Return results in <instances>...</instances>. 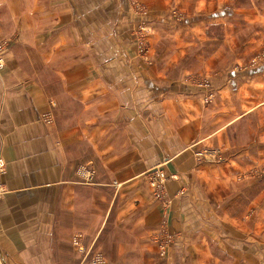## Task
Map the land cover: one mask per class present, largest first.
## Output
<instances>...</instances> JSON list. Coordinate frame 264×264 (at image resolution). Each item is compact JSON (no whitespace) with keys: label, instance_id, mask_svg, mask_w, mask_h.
Wrapping results in <instances>:
<instances>
[{"label":"crops","instance_id":"0c3cea01","mask_svg":"<svg viewBox=\"0 0 264 264\" xmlns=\"http://www.w3.org/2000/svg\"><path fill=\"white\" fill-rule=\"evenodd\" d=\"M115 12L117 0H0V39L20 32L17 61L0 69V264H87L86 249L102 253L105 264H151L127 261L138 253L144 259L162 223L145 177L160 166L176 176L168 184L177 198L171 223L183 238L174 245L209 252L208 264H218L214 252L229 240L198 227L192 207L203 191L214 205L215 185L226 186L222 195L238 199L244 221L247 202L258 204L253 215L263 212L264 75L225 71L208 91L171 82L165 68L129 66L137 60L131 47L97 31L119 22ZM149 39L152 55L157 38ZM207 148L221 162L201 161ZM87 164L95 167L94 185L77 171ZM232 185L236 193L227 190ZM248 188L255 191L249 200Z\"/></svg>","mask_w":264,"mask_h":264},{"label":"rangeland","instance_id":"374dc122","mask_svg":"<svg viewBox=\"0 0 264 264\" xmlns=\"http://www.w3.org/2000/svg\"><path fill=\"white\" fill-rule=\"evenodd\" d=\"M117 3L118 12L114 13V19L119 22H116L117 24H114L115 22L98 24L97 31L109 32V36L114 37V40L118 38L124 48L129 47L130 49L131 47L132 50L129 52L135 54L137 60L130 62L129 66L144 69L149 67L165 68L167 75L164 78L171 82L180 79L183 84L208 91L212 88V80L221 81L222 78L228 77L225 75V71L247 73V76L257 73L264 75V0H117ZM122 5L127 6V12L124 8L121 12ZM125 12L126 15L121 16ZM76 14H80L88 21L94 22L96 19L94 12H78ZM105 18L107 16L103 12V19ZM125 22L131 23V25H125ZM91 25L94 29V24ZM126 26L130 28L128 29L130 37L128 43L124 37ZM17 33L20 35V32L13 28V31L0 39V69L8 67L14 60L17 61V54L14 55L16 49L14 39ZM150 37L157 38L152 55L149 53L151 51ZM10 55L14 56L8 59ZM29 60L31 62L30 58ZM100 63L105 66L108 61H95L96 66H101ZM258 70L259 72H255ZM210 93L208 92V99L211 98ZM50 112L49 110L46 113ZM250 118L255 120L254 113ZM262 118L264 120L263 113ZM43 119L45 120L44 117ZM53 122L54 119L51 124ZM247 127L248 132L249 130L254 132L253 123L251 126L248 124ZM217 152L215 149L207 148L199 154L198 158L208 162L211 157L210 160L214 159L215 161H212L219 163L221 157ZM77 171L81 174L84 183L95 184L94 165H81ZM156 171L164 173L167 180L164 189L162 188L158 192L161 197L159 199L156 198V190H154L152 182L149 181L150 178H153L151 176L157 173ZM260 174L259 172L250 173L247 180L253 179L254 175L261 177ZM233 175L235 174H226L224 179H238L237 175ZM145 177L148 179V186L152 190L153 198L163 210V220L158 233L151 237L152 244L150 246H152L147 252L142 253L144 259L141 257V253H138L127 262L212 263L208 259L210 253L204 252L203 249H201L202 252L198 250L192 252L185 245H174L183 238L181 236L178 239L179 235L173 232L174 226L171 223V214L177 198L170 195L168 184L170 181L176 180V176L170 175L164 167L160 166L146 172ZM221 188H226V186L215 185V192L218 194L214 197V205L210 202L205 203L204 198L208 200L209 197H206V193L203 191L197 197L199 202L194 203L192 207L193 213L196 214L195 217H198V227L203 226L205 230L223 232L226 235L220 237L229 240L221 248L210 245L217 249L214 255L219 260L218 264H264V201L261 205L263 212L256 215L253 213L258 204L247 202L248 217L244 221L238 218L240 216L238 199H229L228 196L224 198L226 196L222 195ZM193 189L199 191L198 187ZM3 190L5 191L4 188ZM227 190L230 193L233 191L236 193L237 187L232 185L231 189ZM262 191L264 198V189ZM254 193V189L248 188V200L249 197L254 196ZM188 223L196 222L192 220ZM194 227L196 228L197 225ZM238 228L241 231H237ZM188 231H190V226H188ZM189 236L190 233L185 234L187 242L190 241ZM80 237L81 235H78L77 239ZM83 252L81 255L84 254L86 262L87 260L89 262L87 264H105L102 253H95L90 249ZM211 259L213 258L211 257Z\"/></svg>","mask_w":264,"mask_h":264},{"label":"built area","instance_id":"2783aa9c","mask_svg":"<svg viewBox=\"0 0 264 264\" xmlns=\"http://www.w3.org/2000/svg\"><path fill=\"white\" fill-rule=\"evenodd\" d=\"M44 118H45V121L48 122L49 124L52 122V116L51 114H46L44 115ZM157 173L154 175V176H151L153 178H150L149 181L152 182V186L155 188L154 190H156V198L159 199L161 198L160 195H159V191L165 187L166 185V175L160 171H156ZM164 189V188H163ZM4 193V190L3 188L0 186V196Z\"/></svg>","mask_w":264,"mask_h":264}]
</instances>
